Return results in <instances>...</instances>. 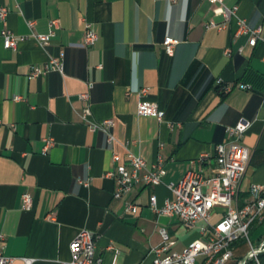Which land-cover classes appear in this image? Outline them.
Wrapping results in <instances>:
<instances>
[{"label": "crops", "instance_id": "crops-1", "mask_svg": "<svg viewBox=\"0 0 264 264\" xmlns=\"http://www.w3.org/2000/svg\"><path fill=\"white\" fill-rule=\"evenodd\" d=\"M225 5L238 6L251 27H264V0ZM0 6L8 9L0 20V234L12 264L67 261L70 242L84 229L95 234L103 264H152L162 228L176 251L202 238L203 221L187 227L154 212L149 198L156 195L159 206L171 199L168 185L202 153L213 155L228 139L227 127L241 121L250 123L243 143L252 151L241 197L251 183L264 182V42L250 46L248 35L236 34L235 19L223 30L207 28L223 19L208 0H0ZM31 19L37 33H48L58 19L46 47L31 36ZM86 22L99 36L87 47ZM4 29L25 37L16 49L4 47ZM168 36L179 41L173 54L163 46ZM61 51L64 74L29 78L32 67ZM219 80L233 89L222 93ZM141 99L157 103L164 120L139 116ZM86 107L90 120H114L113 143L89 129L81 117ZM128 150L148 164L161 155L166 174L158 186L137 185L115 198L116 181L106 173L116 169L113 154L123 162ZM195 167L210 173L206 164ZM23 193L33 197L31 210L22 206ZM127 200L138 204L136 214L125 212Z\"/></svg>", "mask_w": 264, "mask_h": 264}, {"label": "built area", "instance_id": "built-area-1", "mask_svg": "<svg viewBox=\"0 0 264 264\" xmlns=\"http://www.w3.org/2000/svg\"><path fill=\"white\" fill-rule=\"evenodd\" d=\"M214 5V13L223 17L221 22L213 20L206 24L207 28L217 30L226 29L232 19L237 23V35H248L249 45L254 47L258 42H264V27H251L245 18L239 16L238 6L227 7L225 0H208ZM8 14V9L0 6V20L4 21ZM32 29L31 36L34 37L42 47L49 45L54 34V28L58 25V19L50 21V31L48 33L34 32L35 21H27ZM3 45L7 49H16L18 42L25 37L15 34L10 29L2 31ZM99 36L95 32L90 22L85 23L83 46H92ZM179 43L177 39L166 37L163 46L168 54H173L174 46ZM242 50V49H240ZM65 71V53L61 51L57 56H51L42 66L32 67L29 78L37 77L49 72ZM220 91L228 93L233 89V85L224 84L218 81ZM240 89H250L251 85L239 83L236 85ZM149 91L148 87L140 90L141 95ZM81 99H88V93L80 94ZM264 98V91H263ZM15 101L21 100V96H15ZM139 116L154 117L159 122L164 120L165 112L160 109L157 103L141 99L137 105ZM90 110L86 107L81 117L89 129L101 131L107 137L109 143L115 141L112 132L114 120L104 119L93 121L89 119ZM170 127L179 125L168 122ZM249 122H238L234 126L227 127L228 139L215 146V153H202L197 159L192 161V167L177 182L170 183L169 189L173 197L166 199L163 205L159 206L156 195L149 198V207L158 214L178 217L187 227H193L199 221H203L201 227L202 238L195 239L186 245L181 251H176L173 247L176 244L165 228L160 230L162 242L151 249L153 254L152 264H235L236 250L239 241L245 243L244 229L248 227L251 219L263 218L264 215V182L251 183L248 186V196L241 197L242 182L250 165L252 151L243 143L244 134L247 131ZM52 145V140L46 139L45 150ZM164 146L160 142L159 147ZM113 162L117 164L116 169L106 173L116 181V189L113 193L115 198H121L137 185L158 186L163 182L166 174L165 160L159 155L157 159L148 164L139 154L128 150L126 159L121 162V156L114 153ZM196 163L209 166L210 173L206 175L203 170L195 167ZM88 185V181H81ZM22 206L25 210L33 207V197L30 193H23L21 196ZM216 209H221L220 219L213 223L212 219ZM138 204L134 201L125 202V212L136 214ZM223 241L231 242V250L224 253L221 259H211V251ZM246 244V243H245ZM252 248V247H251ZM70 259L61 261L60 264H103L102 258L97 254L95 234L88 230H81L69 244ZM251 256L248 260H259L264 255V241L257 248H252ZM14 257L5 254V238L0 234V264H12ZM242 260V259H241ZM239 260L238 264H240ZM247 260V261H248ZM28 263L32 259H26ZM261 264V262H260Z\"/></svg>", "mask_w": 264, "mask_h": 264}, {"label": "rangeland", "instance_id": "rangeland-1", "mask_svg": "<svg viewBox=\"0 0 264 264\" xmlns=\"http://www.w3.org/2000/svg\"><path fill=\"white\" fill-rule=\"evenodd\" d=\"M219 219H220L219 217H214L212 219V222L215 223ZM249 233H250L249 238L251 240L252 248L259 247L261 243L264 241V222L260 225L256 224L253 227H250ZM252 248L248 243L245 244L244 242L239 241V247L236 250V260L245 258L250 253ZM259 259H260L261 264H264V255H261ZM248 261H251V260H248ZM252 261L255 264L254 260Z\"/></svg>", "mask_w": 264, "mask_h": 264}, {"label": "bare ground", "instance_id": "bare-ground-1", "mask_svg": "<svg viewBox=\"0 0 264 264\" xmlns=\"http://www.w3.org/2000/svg\"><path fill=\"white\" fill-rule=\"evenodd\" d=\"M264 222V215L263 218L258 219H251L248 223V227L244 229V237H245V243L249 244L251 247V240L249 238V228L253 227L256 224H262ZM228 250H231V242L230 241H223L218 243L217 247L214 249V251H211V259H221L222 256H224V253ZM255 264H260L259 260H254ZM198 264H206L205 262H198Z\"/></svg>", "mask_w": 264, "mask_h": 264}, {"label": "water", "instance_id": "water-1", "mask_svg": "<svg viewBox=\"0 0 264 264\" xmlns=\"http://www.w3.org/2000/svg\"><path fill=\"white\" fill-rule=\"evenodd\" d=\"M251 253H249L245 258H243L240 262V264H245L247 262V260L250 258Z\"/></svg>", "mask_w": 264, "mask_h": 264}, {"label": "trees", "instance_id": "trees-1", "mask_svg": "<svg viewBox=\"0 0 264 264\" xmlns=\"http://www.w3.org/2000/svg\"><path fill=\"white\" fill-rule=\"evenodd\" d=\"M241 259H242V258H241ZM241 259H239V260H241ZM239 260H238L235 264H238ZM246 264H254V263H253V261L251 260V261H248Z\"/></svg>", "mask_w": 264, "mask_h": 264}]
</instances>
